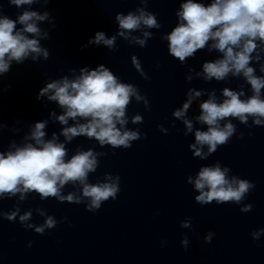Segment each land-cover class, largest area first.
Wrapping results in <instances>:
<instances>
[{"label": "clouds", "instance_id": "9594fccd", "mask_svg": "<svg viewBox=\"0 0 264 264\" xmlns=\"http://www.w3.org/2000/svg\"><path fill=\"white\" fill-rule=\"evenodd\" d=\"M9 5L20 9L25 5L41 3V0H7ZM48 3L49 0H43ZM143 5L127 15L117 13L115 20L118 31L107 37L103 31H97L89 44L104 45L115 51L117 36L135 43L141 47L147 45L152 38L151 31L145 29H159L155 13L147 10L149 0H139ZM177 26L162 38L168 42L169 54L181 64L187 58L194 57L198 50L211 45L209 51L222 53V58L203 64V72L197 73L206 81L215 79L225 80L229 74L234 77L243 76L250 85L252 95L246 99L242 91L229 88L222 90L224 99L218 100L215 91L208 94V99L200 103V115L195 119L206 125L207 130L196 129L195 142L190 145L193 156L207 159L218 148L226 146L237 133V126L232 120L251 128L264 126V75H256V69L250 66L255 59L261 61L264 52V0H212L205 4L197 0H185L180 4L176 13ZM49 21V13L25 9L18 13L15 19L3 12L0 4V76L10 71L13 62L22 64L31 58L38 62L41 57L49 58V50L41 46V39H48V33L41 30L38 22ZM18 25L20 27H18ZM140 31L141 36L131 33ZM253 53H256L255 56ZM132 64L140 75L148 80L150 77L143 71L139 59L133 55ZM264 73V64L260 66ZM188 80L192 77L188 76ZM202 95L201 91L190 89L188 99L182 108L176 109L172 115L182 120L185 125V135L193 131V123L186 117L193 100ZM47 96L49 101H55L63 113L52 116L59 121L62 128L60 135L65 142L73 138L84 136L98 142L100 147L110 146L112 149L132 147L134 141L146 139V134L139 128L135 130L127 127L132 124H142L143 116L136 114L129 119L128 106L133 99L137 103L143 101L145 110L150 111V103L139 88L131 83L121 82L103 64L94 70L81 68L80 74L72 79L67 76L52 82L40 89L37 99ZM251 119L252 124L249 125ZM69 120L74 121L69 125ZM84 121V122H80ZM224 122V123H222ZM47 121L36 122L29 137L32 142L23 146H15L14 150L0 152V199L11 198L19 194L24 200L29 193H35L40 200L54 198L60 203L84 204L89 212L98 211L108 200L117 199L120 189V176L105 173L103 180L96 183L89 182V174L95 173L100 166V158L107 155L93 148L83 150L77 148L75 154L68 158L65 142H60L56 133L51 139H45ZM175 127V124L172 125ZM3 127V125H0ZM162 133H167L163 125H158ZM251 135V133H249ZM243 133H240V138ZM207 149L206 151L204 149ZM231 169L221 166L217 161L212 166L200 167L195 177L189 176L187 183L192 184L198 193L194 200L201 206L215 202L217 205H240V211L248 213L253 210L252 204L244 203L246 197L256 185L248 179L237 175H229ZM79 185V194L69 192L63 194L66 185ZM37 213L44 217L40 225L29 223L32 212L20 215L19 207L6 213H0L4 219L19 222L25 229H34L36 234L44 235L47 230L57 227L67 221V217L57 220L53 215H47L44 209L38 208ZM70 223V222H69ZM191 218L181 222V228H191ZM215 233L208 232L204 236L205 243H211ZM253 241H258L264 235V228L250 233ZM29 241L28 247L32 246ZM166 241H162L163 246ZM190 240L185 235L181 246L187 250Z\"/></svg>", "mask_w": 264, "mask_h": 264}]
</instances>
